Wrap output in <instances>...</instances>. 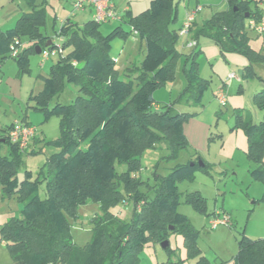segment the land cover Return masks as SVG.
<instances>
[{
    "label": "trees",
    "instance_id": "trees-1",
    "mask_svg": "<svg viewBox=\"0 0 264 264\" xmlns=\"http://www.w3.org/2000/svg\"><path fill=\"white\" fill-rule=\"evenodd\" d=\"M25 1L30 10L21 13L9 29H0V54L14 58L20 71L28 70V53L36 46H57L54 38L42 31L44 8L36 0ZM176 5L174 0H150L138 14L126 9L120 21L126 22L129 30L121 23L102 34L101 23L93 18L81 26L68 20L55 31L62 40L58 61L44 77L43 89L32 98L38 104L36 108L47 111L49 99L62 88L65 78L78 84L79 94L72 103H55L50 110L60 118V135L55 141L59 150L40 170L45 181L44 197L38 194L39 177L17 181L24 149L9 139L13 122L0 128V148L6 144L8 149L6 155L0 153V187L4 194L14 195L23 203L19 215L0 226L1 239L14 264H138L137 250L148 242L168 240L171 233L182 235L188 256L198 258L196 264H208L196 246L198 231L176 210L181 193L173 178L158 179L153 197L148 198L138 191L142 180L131 174L139 168L142 149L165 144L176 153L188 143L182 128L187 112L176 109L175 101L160 102L153 96L155 89L173 78L180 55L176 47L178 31L170 28L176 19ZM261 14L258 4L252 8L247 0H228V8L215 12L197 35L212 38L223 54L237 51L244 55L248 60L240 74L244 77L252 72L254 63L264 64V51L249 45L245 31L248 18L259 19ZM133 32L144 40V58L140 66L132 65L120 73L109 55L111 42ZM22 35L28 39L26 47L22 46ZM48 39L51 43L46 46ZM11 46L18 49L17 54L12 53ZM198 53L195 46L186 55V86L178 98L185 103L200 100L209 82L198 75ZM253 100L264 110V87L254 92ZM234 116V128H242L246 136L245 155L254 163L251 175L264 183V113L258 122L241 108L234 111ZM21 121L31 125L25 118ZM194 157L189 159L194 164H180L170 174L189 176L196 167L206 170L208 163L202 159L198 165L201 157ZM119 162L127 163V172L116 171ZM87 200L98 204L100 214L91 219L90 239L77 245L67 216H75L77 206ZM183 201L208 214L206 198L199 190L183 193ZM125 202H133L129 219L113 212ZM165 249L168 251L169 245ZM234 262L264 264V236L251 238L242 230Z\"/></svg>",
    "mask_w": 264,
    "mask_h": 264
},
{
    "label": "rangeland",
    "instance_id": "rangeland-1",
    "mask_svg": "<svg viewBox=\"0 0 264 264\" xmlns=\"http://www.w3.org/2000/svg\"><path fill=\"white\" fill-rule=\"evenodd\" d=\"M73 1L36 0V3L45 11V25L42 31L51 35L56 44L62 43L55 32L60 29V19L71 16L74 21L80 23L87 18L88 13L84 15L81 9H75ZM114 1L118 13H123L124 7L128 4L133 14L140 13L150 3V0ZM174 1L175 4L179 1L176 24H172L176 27L183 19L182 2L184 0ZM214 1L216 9L225 8V5H220L222 0ZM251 2L254 7L253 0ZM207 7L209 5L205 6ZM29 10L25 0H0V27L4 30L9 29L16 13L20 15L21 12ZM121 23L124 29H130L126 22L112 21L113 26ZM245 31L249 37V45L256 50L264 51L263 35L256 34L248 25ZM104 33L107 32L104 30ZM198 37L199 43L196 48L201 50L197 57L199 63L197 72L201 77L208 78L209 82L202 89L200 100H189L183 110L187 112V118L182 123L187 146L178 149L176 153H173L165 144L144 148L139 153V168L131 174L142 180L138 191L148 198L153 197L157 180L170 175L176 190L181 193L176 210L188 218L194 229L198 231L196 246L199 253L204 256V260L208 264H235L234 259L238 252V240L242 230L245 235H254V238L264 236V200H256L262 196L264 184L251 175L250 169L254 163L247 159L244 152L246 147L244 130L234 128V111L237 108L249 114L253 122H258L263 117L264 110L255 104L253 94L264 87L262 80L264 64L254 63L252 72L241 77L239 71L248 63L244 55L237 51L223 54L212 38L207 35ZM178 39L176 47L180 52V58L177 62L176 77L173 81L169 80L166 86L157 88L160 89V95H163V92L166 95L172 89V102L178 99L179 92L185 87L182 65L190 51V48L184 44L187 37L179 36ZM21 42L22 46L26 47L27 37L22 35ZM2 55L5 53L0 54V128H5L13 121L24 118L35 127L36 136L39 139L31 145L28 144L22 152L16 178L17 181H21L25 178L35 180L39 177L38 194L44 197L45 181L40 170L47 158L59 150L55 141L60 135V118L50 110L55 103H72L79 94V87L75 82L65 78L62 88L49 99L48 110L38 109L36 108L38 104L32 95L43 89L44 77L48 75L51 66L58 61V54L43 59L40 53L29 52L28 70L24 71H20L14 58L8 56L4 58ZM109 55L113 57L115 69L120 73L132 65L140 66L144 58V40L134 32L129 33L125 38L116 37L111 42ZM230 72H234L238 78L228 81ZM224 81H226L224 87L226 102L219 104L214 92ZM166 101L170 102V100ZM178 101L175 102L177 105ZM183 102L179 101V103ZM7 152V145L3 144L0 153L6 155ZM195 154L201 157L197 160L198 165L202 163V159L208 163L206 170L196 167L189 176L179 172L170 174L180 164H194L189 159ZM115 168L118 173L128 171L126 162L116 163ZM44 171H46L45 168ZM192 190H199L205 196L208 214L196 210L190 203L183 201V193ZM22 204L16 196L4 194L0 187V226L11 216L19 215ZM215 209L227 213L231 222L234 221V225L219 224L210 229L208 220ZM132 210L133 202H128L127 205L119 203L113 208V212L118 213L122 219H129ZM98 214H100L98 204L87 200L77 206L75 216H67L73 241L77 245H84L90 239L91 219ZM168 240V251L162 248L160 243H145L137 250L138 264H181L180 260L183 264H196L198 258L188 256L180 233H171ZM0 264H14L1 236Z\"/></svg>",
    "mask_w": 264,
    "mask_h": 264
},
{
    "label": "built area",
    "instance_id": "built-area-1",
    "mask_svg": "<svg viewBox=\"0 0 264 264\" xmlns=\"http://www.w3.org/2000/svg\"><path fill=\"white\" fill-rule=\"evenodd\" d=\"M85 5L92 6L95 11L94 19L97 22H104L106 20H121L122 14L116 12L112 0H74L73 7L75 9H82ZM200 9V6H197L193 9H190L186 12L185 20L182 24V27L178 30L179 36H184L190 29L192 22L194 21L196 12ZM247 25L252 29L256 34H264V11L259 19L250 17L247 20ZM17 42V41H16ZM196 40L190 39L185 42L187 46H196ZM12 53L17 54L18 49L14 46H11ZM61 51L59 44L53 49H41L40 54L43 59L49 58L51 55H57ZM238 78L234 72L228 74L227 80ZM215 98L219 104H225L226 102V93L224 86L220 87L216 94ZM35 134V128L32 125H26L21 120H15L13 126L10 129L8 135L9 139L12 142L18 143L20 149H25L28 145L30 138ZM126 205V202L124 203ZM231 218L227 213H222L218 210H215L211 217L208 220V225L210 229L217 227L219 224H230Z\"/></svg>",
    "mask_w": 264,
    "mask_h": 264
},
{
    "label": "crops",
    "instance_id": "crops-1",
    "mask_svg": "<svg viewBox=\"0 0 264 264\" xmlns=\"http://www.w3.org/2000/svg\"><path fill=\"white\" fill-rule=\"evenodd\" d=\"M214 0H186V1H183L182 2V4L184 5V13H183V19H182V22H181V24L180 25H177L176 27H173L172 26V24H176L175 22L176 21H174V22H172V23H170V28H172V29H176L177 31L182 27V24H183V22H184V20H185V15H186V12L188 11V10H190V9H193V8H195V7H197V6H200V9L196 12V14H195V18H194V21L192 22V25H191V27H190V30L184 35V36H186L187 37V39H185L184 40V44H185V42L188 40V39H194V38H197V47H198V40H199V35H197V32H198V30L204 25V23H205V21L207 20V19H209L215 12H218V11H223V10H226L227 8H228V0H222L221 1V3H220V5L222 6V5H225V8L224 9H216L215 8V1H214V3H212ZM247 1H249V5L252 7V2H251V0H247ZM112 2H113V4H114V8H115V10H116V5H115V1L114 0H112ZM253 2H254V7L256 6V4H258V6H259V8L262 10V11H264V0H253ZM178 5H179V1H178V3H177V5H176V9L178 10ZM207 5H209V7H207V8H205V6H207ZM254 7H252V8H254ZM126 9H130V6L127 4L125 7H124V10H123V12L126 10ZM131 10V9H130ZM132 11V10H131ZM25 12V11H24ZM116 12H117V10H116ZM21 13H23V12H21ZM20 13V14H21ZM81 13H83L84 15L85 14H87V18L85 19V20H83V22H77V21H74L73 20V17H71V16H67L66 18H64V19H60V27H61V25H63V24H65L68 20L70 21V23H74L76 26H81L85 21H87V20H89V19H93L94 18V15H95V11H94V9L92 8V6H89V5H85L84 6V8H82L81 9ZM119 14H122V13H119ZM15 16V17H14ZM13 16V23H11V25H9V26H13L14 25V23H15V21H16V19L20 16V15H18V13H16V15H14ZM247 16V15H246ZM12 19V18H11ZM112 21H116V20H106V21H104V22H101V24H100V26H99V30H100V32L102 33V34H105L104 33V30L106 31V32H109L113 27H115L116 25H114L113 26V24H112ZM118 21H120V20H118ZM247 25V24H246ZM113 26V27H112ZM0 29L1 30H4V29H2V27H0ZM102 29H104V30H102ZM61 38V37H60ZM179 40V39H178ZM177 40V41H178ZM195 40V39H194ZM216 44V43H215ZM217 45V44H216ZM186 47H188V48H190V51H189V53H187V54H190L192 51H193V49H194V47H190V46H187V45H185ZM218 46V45H217ZM219 47V46H218ZM197 50H199V52H200V48H196ZM178 50V49H177ZM229 52V51H228ZM200 53H198V55H199ZM198 55H197V57H198ZM180 58V55L178 56V58L176 59V63H175V66H174V69H173V78H172V81L175 79V77H176V68H177V62H178V59ZM196 60H198L197 58H196ZM198 62V61H197ZM199 64V63H198ZM188 65V60H187V58L185 57L184 58V60H183V65H182V71H183V74H184V68L186 67ZM247 64H245V65H243V67L244 66H246ZM242 67V68H243ZM198 70V69H197ZM241 72L239 73V74H241L242 73V69L240 70ZM199 76H200V74H198ZM201 77V76H200ZM202 78H205V77H202ZM263 78H264V76H263ZM185 79V78H184ZM205 79H208V78H205ZM208 81H209V79H208ZM168 82V81H167ZM166 82V83H167ZM166 83L163 85V87L164 86H166ZM174 83V82H173ZM225 84H226V81H224L223 82V84L220 86V87H222V86H224L225 87ZM185 86H186V79H185ZM185 88V87H184ZM184 89H182L180 92H179V94L183 91ZM218 90V89H217ZM217 90H215V92H214V95L216 94V92H217ZM160 91V89H155L154 90V93H153V96H154V98L156 99V100H163L162 102H165L166 100H170V102H172L171 101V99H172V89L170 90V91H168L169 93H166V95H165V92H163V95H160L159 92ZM157 96V97H156ZM159 96V97H158ZM159 98V99H158ZM179 98V97H178ZM177 100L178 99H176V101L175 102H177ZM188 103H185V101L183 102V103H179L178 102V105H180V107H177L178 105L176 104V103H174V107H176V109H178V110H181V111H183L184 110V108L186 107V105H187ZM156 106H158L159 107V104H157ZM14 122V121H13ZM34 127V126H33ZM35 128V127H34ZM39 138H37V136H36V132H35V134H34V136L32 137V138H30V140H29V145H31L32 143H35L37 140H38ZM264 184V183H263ZM264 193V192H263ZM262 196H263V194H262ZM262 196H260V198H256V200L258 201H263V199H261V197ZM256 200H255V202H256ZM215 210H218V209H215ZM214 210V211H215ZM213 211V212H214ZM213 212H212V214H213ZM211 217V216H210ZM232 225H234V221H232ZM250 237H255L254 235H250V234H248Z\"/></svg>",
    "mask_w": 264,
    "mask_h": 264
},
{
    "label": "water",
    "instance_id": "water-1",
    "mask_svg": "<svg viewBox=\"0 0 264 264\" xmlns=\"http://www.w3.org/2000/svg\"><path fill=\"white\" fill-rule=\"evenodd\" d=\"M50 43H51V39H48V41H47V43H46V46H48ZM35 49H36V50H35L36 53H40L41 48H40L39 46H36ZM240 72H241V71H239V73H240ZM170 228H171V227H170ZM160 244H161V247L165 249V248L169 245V240L165 239V240H163Z\"/></svg>",
    "mask_w": 264,
    "mask_h": 264
}]
</instances>
